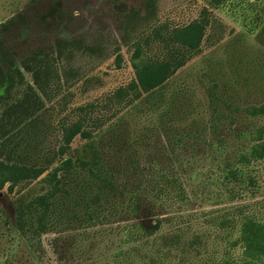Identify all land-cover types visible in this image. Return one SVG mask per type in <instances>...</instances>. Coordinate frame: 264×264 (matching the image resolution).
Wrapping results in <instances>:
<instances>
[{"label": "trees", "instance_id": "obj_1", "mask_svg": "<svg viewBox=\"0 0 264 264\" xmlns=\"http://www.w3.org/2000/svg\"><path fill=\"white\" fill-rule=\"evenodd\" d=\"M211 1L218 8L228 0ZM210 15L155 27L146 45L134 43L135 77L109 94V116L95 115L94 103L64 120L46 107L57 64L89 51L82 40L22 61L32 83L0 114V194L14 198L9 225L22 247L9 264H41L43 235L72 229L82 233L52 246L73 248L78 264H264V213L254 210L264 202L254 167L264 160V125L255 123L264 103H239L238 92L219 87L195 102L191 87H167L203 51ZM245 27L264 45V11ZM154 45L160 53L148 55ZM10 78V87L25 83L20 69ZM129 117L138 118L135 130ZM194 182L230 207L196 213Z\"/></svg>", "mask_w": 264, "mask_h": 264}, {"label": "rangeland", "instance_id": "obj_2", "mask_svg": "<svg viewBox=\"0 0 264 264\" xmlns=\"http://www.w3.org/2000/svg\"><path fill=\"white\" fill-rule=\"evenodd\" d=\"M204 9L211 12L214 22L203 51L178 71L167 87H191L195 102H207V87H219L231 95L238 92L235 101L239 103H264V45L245 27L252 26L258 11H264V0H228L218 8L211 0H0V114L8 103L21 97L27 83H32L31 74L22 67L23 60L35 51L55 55L58 41L78 39L90 49L76 50L72 58L57 64L61 77L53 86V99H45L46 107L61 120L74 118L78 107L87 103L95 104V115L109 116V94L135 77L134 43L145 44L153 28L186 24ZM145 49L148 55L160 53L156 45ZM118 55L122 56L121 66L117 65ZM18 69L24 73L25 83L10 87V77L16 76ZM131 121L135 130L138 118ZM255 123L264 125V115ZM82 142L77 138L73 147ZM254 167L259 182L257 197L264 201V160ZM188 188L191 193L199 192L193 206L196 213L231 205L214 198L213 191L208 197L196 182ZM13 199L6 191L0 194V264H9L11 254H21L17 232L9 225H13ZM257 209L264 213V202ZM81 233L72 229L44 234L47 253H43L41 264H78L80 258L73 248L55 252L52 242L59 236Z\"/></svg>", "mask_w": 264, "mask_h": 264}]
</instances>
